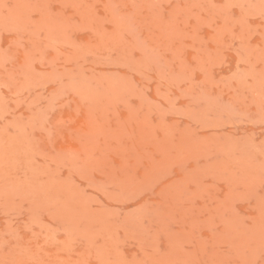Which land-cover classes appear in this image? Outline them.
Masks as SVG:
<instances>
[{"label": "rangeland", "instance_id": "rangeland-1", "mask_svg": "<svg viewBox=\"0 0 264 264\" xmlns=\"http://www.w3.org/2000/svg\"><path fill=\"white\" fill-rule=\"evenodd\" d=\"M0 264H264V0H0Z\"/></svg>", "mask_w": 264, "mask_h": 264}]
</instances>
